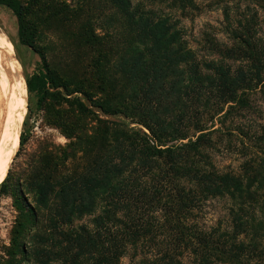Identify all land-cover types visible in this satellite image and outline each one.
<instances>
[{
	"label": "trees",
	"instance_id": "16d2710c",
	"mask_svg": "<svg viewBox=\"0 0 264 264\" xmlns=\"http://www.w3.org/2000/svg\"><path fill=\"white\" fill-rule=\"evenodd\" d=\"M102 1L110 26L85 44L128 59L123 101L109 98L114 76L100 72V97L94 87L88 92L66 85L62 95L75 98L78 116L99 108L119 119L97 118L93 131L77 132V117L59 112V125L75 132L70 145L43 149L31 163L37 207L27 204L40 226L35 237L46 243L61 237L63 264H122L127 256L132 264H264V122L256 119L252 101L255 91L264 93L259 7L252 0L226 5L222 32L230 45L216 39L210 47L221 59L201 62L171 14L139 10L131 0ZM170 1L182 10L200 8L196 0ZM0 6L17 17L22 43L36 48L29 4L0 0ZM185 71L193 74L192 87L182 92ZM58 80L45 63L27 78L28 92L43 107L48 89L61 87ZM183 94L191 102L187 117L175 110ZM77 150L86 164L66 176V163L80 159ZM216 152L235 155L239 164L219 167ZM219 200L227 204V217L210 219L207 208ZM86 216L90 224L75 225Z\"/></svg>",
	"mask_w": 264,
	"mask_h": 264
},
{
	"label": "rangeland",
	"instance_id": "374dc122",
	"mask_svg": "<svg viewBox=\"0 0 264 264\" xmlns=\"http://www.w3.org/2000/svg\"><path fill=\"white\" fill-rule=\"evenodd\" d=\"M24 1L29 4L28 21L36 36V48L22 43L19 37L17 17L7 7L0 6V29L7 34L14 46L16 62L22 74V85L27 98V112L19 138L21 142L23 135V145H19L11 163L10 170L12 173L9 181L3 189H0V264H63L61 254L65 243L61 237H57V243L50 241L46 243V239L40 240L35 237L40 226L38 227L36 216L27 204L37 207L35 203H31L34 197L32 184L37 182V178L32 174L31 163L43 149H49L52 146L64 148L70 145L73 140L75 131L72 132L68 126L66 128L59 125V112H72L77 117L79 120L77 132H81L79 130L93 131L92 128L95 126L97 118L104 120L119 119L118 116L105 114L99 108H93L94 115L78 116L80 113L75 98L67 100L62 95L66 93L63 85L74 91H77L80 86L88 92L94 87L96 88L94 94L100 97L101 91L98 89L99 87H96V79L98 78L96 74L100 72L106 78L114 76V88L107 92L109 98L113 101L117 99L123 101L120 91L125 89L123 88L125 73L128 74L130 68L128 59L121 55L112 59L100 46L95 48L91 44H85L89 41L93 42L95 35L104 36L110 26L107 19L109 10L103 1ZM131 1L139 10H163L165 13L171 14L173 19L178 21L177 27L183 30L184 40L188 42V46L196 52L198 60L204 62L221 59L219 54L212 51L210 45L216 39L229 43L227 35L222 32L225 18L223 8L226 5L237 6L241 4L242 0H196L200 7L198 10H182L178 8L179 4L170 6L169 4L172 2L170 0L167 3L153 0ZM252 2L254 3L253 6L259 7L263 21H261L260 35L264 37V0H252ZM242 3L244 7L248 4L246 1ZM65 5L67 9H64L63 6ZM234 15H237V11ZM207 34L212 35V37H207ZM40 51L45 53L46 61H44ZM45 63L49 66L51 73L59 77L58 82L61 87L49 88L46 100L41 107L38 97L35 94H29L26 80L38 73ZM230 64L234 67L239 66V64L231 61ZM181 66L182 68L185 67V65ZM184 78L186 81L180 85L182 92L187 90V87H192L193 74L185 71ZM136 86L134 81L133 87ZM78 96L87 100L88 105H94L80 93ZM252 101L257 109L256 119L264 122V93L255 91L252 95ZM190 103L188 94H183L179 102L176 101L178 105L175 110H180L179 114L186 117L190 116L187 113ZM175 110L172 114H178ZM138 127L146 131L142 126ZM219 127L217 125L216 128ZM230 127L233 128L232 125ZM77 155L82 157L83 152L77 150L75 156ZM231 156L216 152L213 154V161L225 169L231 165H238L239 161L236 156L233 154ZM81 157L76 159L73 156L66 163L71 165L62 170L63 174L69 176L79 164H86ZM21 180L25 182L23 190ZM226 205V202L222 200H219L218 203L215 202L213 206L211 204L207 208L209 218L225 219L227 217ZM38 214L42 216V212L37 211ZM91 220V216H86L82 220H76L75 225L90 224ZM48 253L52 256H48ZM88 263H92V261ZM122 264H132L131 258L129 256L123 258Z\"/></svg>",
	"mask_w": 264,
	"mask_h": 264
},
{
	"label": "bare ground",
	"instance_id": "6f19581e",
	"mask_svg": "<svg viewBox=\"0 0 264 264\" xmlns=\"http://www.w3.org/2000/svg\"><path fill=\"white\" fill-rule=\"evenodd\" d=\"M0 94L1 185L8 178L11 163L19 149L21 128L27 112V98L22 85V74L16 62L14 46L1 29Z\"/></svg>",
	"mask_w": 264,
	"mask_h": 264
}]
</instances>
